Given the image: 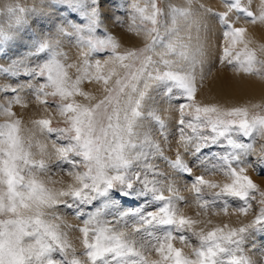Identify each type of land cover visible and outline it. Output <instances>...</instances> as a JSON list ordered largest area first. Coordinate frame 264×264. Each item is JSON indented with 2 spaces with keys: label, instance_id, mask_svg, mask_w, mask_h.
Instances as JSON below:
<instances>
[{
  "label": "snow or ice",
  "instance_id": "1",
  "mask_svg": "<svg viewBox=\"0 0 264 264\" xmlns=\"http://www.w3.org/2000/svg\"><path fill=\"white\" fill-rule=\"evenodd\" d=\"M186 3L165 9L158 0L143 6L139 0H35L30 8L17 6L23 15L0 23V57L9 59L0 75L14 81L0 83L6 100L0 115L10 118L0 124V264H264V240L257 246L264 190L247 174L253 167L264 175V144L256 151L264 115L197 100L206 69L210 74L217 63L264 78V45L251 48L248 29L237 26L264 24V0L255 12L254 0H223L222 11L201 4L194 12L193 0ZM122 16L129 17V32L149 39L144 47L119 51L106 25L123 26ZM206 20L213 23L205 27ZM42 21L51 22L56 38ZM213 31L224 42L215 58ZM25 37L28 51L11 58L13 42ZM60 37L86 49L78 62L60 51ZM85 84L102 85L104 95L96 99ZM21 93L52 109L63 126L49 116L32 121L24 134L10 107H26ZM164 104L176 113L171 128L159 115ZM61 173L71 182L53 179ZM214 174L227 182L205 178ZM181 202L194 203L205 217L233 209L254 219L239 227L213 225L185 216Z\"/></svg>",
  "mask_w": 264,
  "mask_h": 264
},
{
  "label": "bare ground",
  "instance_id": "2",
  "mask_svg": "<svg viewBox=\"0 0 264 264\" xmlns=\"http://www.w3.org/2000/svg\"><path fill=\"white\" fill-rule=\"evenodd\" d=\"M123 1L124 0H120L122 4L124 3ZM139 1L143 2L144 0H139ZM34 2L35 0H0V23L6 21L13 15H23L22 13L18 12L17 6L19 7L25 6V8L27 9L30 8L34 4ZM164 2H165V7H164L165 9L167 5H172L177 8H184L188 6L186 0H164ZM258 3L259 0H254L253 8H252L254 12L257 11ZM201 4L205 6L212 5L224 9V3L220 2L219 0H193V3L191 5L192 10L195 12L199 7V5ZM8 7L17 9V11H15L14 13H8L7 12ZM165 22L169 23V21L167 20ZM185 23L186 22L183 19H178L177 26L183 28ZM208 23H213V22L206 20L205 27L207 26ZM42 24H44L46 29L50 30L47 32V34L53 38H56L55 29L52 27L51 22L42 21ZM237 26L246 27L248 29V32L246 33V38L253 41V43L250 45L251 48L258 49L261 45H264V24H260V23L251 24L245 21H240L237 24ZM106 28L107 31L111 35H113L117 40V42L120 44L121 46L120 49H125L128 47H137L142 40L141 34L136 35L134 32L128 31V23H126L122 27L113 22H109L106 25ZM29 34L31 35V33ZM180 34L182 36L184 35L183 32H181ZM200 36L205 44V48H204L205 54H207V37H208L207 31L205 30L204 32L200 33ZM60 38L59 40H61ZM220 43H222V39H219L217 32L213 31L211 36L213 58H215L218 48H221L219 47ZM30 44L31 41H29L26 37L23 40H17L13 42V46L11 50H12V55L15 56V59L16 57L18 59L22 58V55L21 53H19V50L22 49L24 45H30ZM62 50H65L63 51V53L66 54L68 62L76 63L79 61L81 48L78 47L77 45H74L72 47L71 45L68 46L67 44L65 49ZM97 58L106 59L107 55L100 56ZM74 73H75L74 69L69 70L70 75H74ZM82 87L85 92L91 94V96L95 97L96 99L101 98L104 94L102 85L85 84ZM78 99L81 100V102H85L83 101V98L78 97ZM0 100H2L1 104L6 103L5 96H0ZM197 100L201 104L216 103L223 107H247L250 109L253 108V105H259L260 103H264V78L260 76L242 75L238 71L230 70L228 66L222 63H217L215 67L211 68L210 74H207V69H206V78L199 87ZM10 107L12 112L15 113V116L11 117V119H19L21 121V128L24 134H27L28 130L32 127V121L34 120L46 118L49 116L53 118H61L52 109L46 110L40 104L26 103V107H22L18 104H12ZM159 115H161L165 119V121L168 123L169 127L171 128L176 118V113L174 112V110L170 109L167 104H164L159 107ZM0 116L3 118H7L8 120L10 119L7 116H3V115ZM35 138L41 139V136L37 135ZM41 142L45 143L46 141H41ZM175 143L176 140H172V144L175 145ZM261 145H262L261 143L256 141V148L258 149L257 152H259ZM162 147L167 149L168 146L164 144L162 145ZM249 170L250 169L248 168L247 174L254 178L252 171L250 172ZM53 179L61 180L59 174L54 176ZM218 179L220 183L227 182L225 177H220ZM256 179L258 180V183L264 186V177H259V178L256 177ZM178 187H182V186L178 185ZM166 195L168 194L166 193ZM178 207L181 209L182 213L185 216H188L192 219H205V218L211 219L213 221V225L222 226L223 224H228L230 227H239L242 226L243 224H247L251 222L254 219V217L252 218L250 213L247 216H245L241 213L235 212L233 209L229 210L227 216L223 215L222 213L220 215L213 216L212 213L209 212L207 217H205L204 214L201 213V211L198 214H196L195 210L192 208L190 204H185L184 206L178 204ZM74 220H75L74 218H67L68 223H73ZM208 227L211 228L212 225H209ZM69 239L75 241L76 237L74 235H70ZM260 242L257 241V246L260 244ZM175 246L179 248H184L185 252L189 251L188 248H185L182 244H179V242H176ZM77 250L78 251L80 250L78 244H77ZM247 251L249 255L253 254V250L251 248H248ZM259 255L260 254L257 253L255 256H253V258L254 259L259 258ZM156 257L158 258L157 255ZM151 258L152 257H150V259ZM155 259H151V260H155Z\"/></svg>",
  "mask_w": 264,
  "mask_h": 264
},
{
  "label": "rangeland",
  "instance_id": "3",
  "mask_svg": "<svg viewBox=\"0 0 264 264\" xmlns=\"http://www.w3.org/2000/svg\"><path fill=\"white\" fill-rule=\"evenodd\" d=\"M220 2H223V0H219ZM124 3L123 4H126L127 3V0H124L123 1ZM139 2H141V1H139ZM158 2H159V4H160V6L162 7V8H164L165 7V2H164V0H158ZM141 4V6H143V4H144V1L143 2H141L140 3ZM210 8H213L214 10H218V11H222L223 9L222 8H220V7H216V6H212V5H208ZM207 6V7H208ZM22 8H25V6H22ZM26 9V8H25ZM114 11H116L117 9L114 7ZM121 19L122 20H124L125 21V24L129 21V17L128 16H122L121 17ZM124 24V25H125ZM123 25V26H124ZM122 26V27H123ZM143 35V36H142ZM141 38H142V40H141V42H140V44L137 46V47H128V48H125V49H119V51H121V52H123V51H125V50H127V49H129V48H142V47H144L148 42H149V39L148 38H146L145 36H144V34L143 33H141ZM61 40H60V42H61V48L62 49H65V47L67 46V44H68V46H74V45H77L74 41L72 42V43H69L66 39H64L63 37H61L60 38ZM223 40H222V43H220L219 45V47H223ZM70 44V45H69ZM74 44V45H73ZM222 45V46H221ZM30 46V45H29ZM60 48V51L61 52H63V51H65V50H62ZM86 50V49H85ZM24 51H25V53L28 51V49L26 48V47H23L22 49H20L19 50V53H21V54H23L24 53ZM81 51H83V49H81ZM9 56H11V58H13V59H15V56L14 55H12V50L9 52V54H8ZM16 59H18L17 57H16ZM6 62H5V61ZM9 63V59L7 58V57H0V64H3V65H5V66H7V64ZM230 70H235V69H233V68H231V67H228ZM236 71V70H235ZM2 80V81H1ZM0 83H14V81H12V80H6L2 75H0ZM21 95V97H23L24 98V102H26L27 104H31V103H33V104H39V102L38 101H36L35 99H31V100H29V98L28 97H26V96H24V93H21L20 94ZM104 95V94H103ZM0 96H4V94H2V93H0ZM43 99V98H42ZM2 100H0V104L2 103L1 102ZM260 106H264V103H260L259 104ZM249 111H250V114H252V113H256V114H258V115H264V107H261V108H250L249 109ZM56 115V114H55ZM52 119H53V125L54 126H57V125H59V126H63V124L61 123V120H62V118H53V117H51ZM6 121H8V119L7 118H3V117H1L0 116V124H2V123H5ZM35 140H37V141H39V142H41V141H46L43 137H41V139L39 138H35ZM50 141H46L45 142V144H50L49 143ZM257 142H259V143H261V144H264V140H257ZM42 143V142H41ZM258 149L256 148V151H257ZM34 151H39V148L37 147V148H35L34 149ZM260 151V150H259ZM166 155H168L169 153H165ZM159 163V162H158ZM164 165H162L161 164V167H163ZM249 171L251 172L252 171V173H253V175H254V178H255V180H254V178L252 177V176H250L252 179H253V181L262 189V190H264V186L262 185V184H260V183H258V180L256 179V177L257 178H259V177H264V175H260L253 167H249ZM194 175L195 174H199V171L198 170H194V173H193ZM60 175V178H61V180L66 184V183H70L71 181H70V179L68 178V177H66L65 175H63L62 173L61 174H59ZM220 177H224V176H222V175H220V174H214V175H207L205 178L206 179H211V180H215L216 182H218V183H220V181H219V179L218 178H220ZM60 180V181H61ZM56 186H60V185H56ZM189 187H190V184H189ZM166 194V193H165ZM167 194H169V193H167ZM180 195L181 196H183V197H185V199L186 200H191V198H192V193H190V192H188V191H185L184 189H183V187H180ZM181 206H184L185 205V203H183V202H181V203H179ZM190 205L192 206V208L195 210V212H196V214H198L199 212H200V209L199 208H197L196 206H195V204L194 203H190ZM257 206L254 204L253 205V208L255 209ZM233 208H234V205H233ZM251 214V216H252V218L254 217L253 216V214L252 213H250ZM75 219V218H74ZM257 237H260V240H257L258 242H260L261 240H264V234H261V233H257ZM253 239H256V237H253ZM179 244H181V243H179ZM183 245V244H182ZM184 246V245H183ZM150 257H152L151 259H155V258H157L156 257V255H152V254H149V256H148V259L149 260H151L150 259ZM155 257V258H154Z\"/></svg>",
  "mask_w": 264,
  "mask_h": 264
}]
</instances>
